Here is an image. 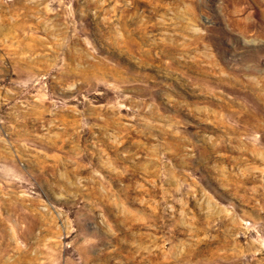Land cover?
<instances>
[{"label":"rangeland","instance_id":"374dc122","mask_svg":"<svg viewBox=\"0 0 264 264\" xmlns=\"http://www.w3.org/2000/svg\"><path fill=\"white\" fill-rule=\"evenodd\" d=\"M0 264H264V0H0Z\"/></svg>","mask_w":264,"mask_h":264}]
</instances>
